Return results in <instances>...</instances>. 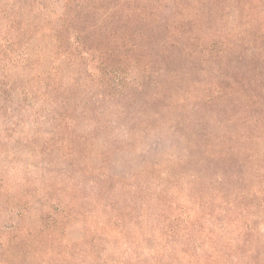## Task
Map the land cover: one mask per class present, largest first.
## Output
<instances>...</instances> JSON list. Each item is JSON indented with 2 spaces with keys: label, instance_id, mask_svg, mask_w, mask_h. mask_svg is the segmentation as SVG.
Instances as JSON below:
<instances>
[{
  "label": "rangeland",
  "instance_id": "rangeland-1",
  "mask_svg": "<svg viewBox=\"0 0 264 264\" xmlns=\"http://www.w3.org/2000/svg\"><path fill=\"white\" fill-rule=\"evenodd\" d=\"M0 264H264V0H0Z\"/></svg>",
  "mask_w": 264,
  "mask_h": 264
}]
</instances>
